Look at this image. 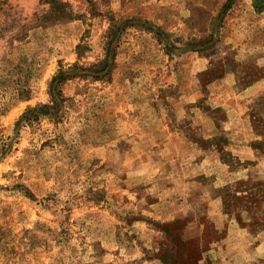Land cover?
<instances>
[{
    "label": "rangeland",
    "instance_id": "rangeland-1",
    "mask_svg": "<svg viewBox=\"0 0 264 264\" xmlns=\"http://www.w3.org/2000/svg\"><path fill=\"white\" fill-rule=\"evenodd\" d=\"M260 79L251 0H0V264H264Z\"/></svg>",
    "mask_w": 264,
    "mask_h": 264
},
{
    "label": "trees",
    "instance_id": "trees-1",
    "mask_svg": "<svg viewBox=\"0 0 264 264\" xmlns=\"http://www.w3.org/2000/svg\"><path fill=\"white\" fill-rule=\"evenodd\" d=\"M229 3H226L223 8H227ZM251 7L255 12H260L264 9V0H251ZM131 19H123L122 21L115 22L113 19H110V25L107 29L105 37V48H104V56L101 60L97 61L94 64L88 66L85 70L88 73H81L79 75H89L92 78L102 79L108 76V70L113 60V52L112 48L110 47L112 43H116L118 40L119 35L124 31V28L130 27L132 23H129ZM70 76V75H69ZM68 75L63 71H57L54 75L51 76L48 82V93L50 96V105L43 104L39 109H46L52 110L55 108V105L58 102V97L60 92L58 90L59 83L66 79ZM36 110V108H28L22 113V117L25 118L28 113Z\"/></svg>",
    "mask_w": 264,
    "mask_h": 264
},
{
    "label": "crops",
    "instance_id": "crops-1",
    "mask_svg": "<svg viewBox=\"0 0 264 264\" xmlns=\"http://www.w3.org/2000/svg\"><path fill=\"white\" fill-rule=\"evenodd\" d=\"M263 86H264V80H257V81H254L253 83H251V85L250 86H248L247 88H249L250 90H252V92H254L255 94L256 93H258V92H260V90H261V88H263ZM246 88V89H247ZM244 147H246V148H248L246 151L244 150ZM243 146L242 147V152H249L248 150H250V152H253V153H259V155H262V154H260V152L259 151H255V150H253L250 146ZM248 156V154L247 153H245V157H247ZM263 157H264V155H263Z\"/></svg>",
    "mask_w": 264,
    "mask_h": 264
}]
</instances>
